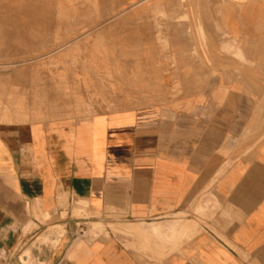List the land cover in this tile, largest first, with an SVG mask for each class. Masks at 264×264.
Segmentation results:
<instances>
[{
  "label": "crops",
  "instance_id": "0c3cea01",
  "mask_svg": "<svg viewBox=\"0 0 264 264\" xmlns=\"http://www.w3.org/2000/svg\"><path fill=\"white\" fill-rule=\"evenodd\" d=\"M7 1L0 264H264V0Z\"/></svg>",
  "mask_w": 264,
  "mask_h": 264
},
{
  "label": "rangeland",
  "instance_id": "374dc122",
  "mask_svg": "<svg viewBox=\"0 0 264 264\" xmlns=\"http://www.w3.org/2000/svg\"><path fill=\"white\" fill-rule=\"evenodd\" d=\"M31 1H33V0H31ZM5 3H6V5H8L7 0H0V6H3ZM74 213L76 215H79V216L84 215V213H81V210H78L76 208L74 209ZM62 216H66V213L65 212L62 213ZM47 217H49L48 213H46L44 215V218H47ZM105 217L109 218V217H117V216L113 213H108ZM106 223L104 222V224H103V223H97V222L96 223L95 222L94 223L89 222V223H86L85 225L87 227V232L89 234H91L93 236H98L100 234L105 233ZM48 230H49L48 235L47 236L45 235L42 238L41 237L38 238V241H41V242H48L49 241V239H48L49 232L51 233V231L54 230V227H51ZM30 248H31V245L28 242L19 244L16 248H14L12 250V255L15 258L16 262H19V263L22 262V264H33L34 261H33L32 254L30 252Z\"/></svg>",
  "mask_w": 264,
  "mask_h": 264
},
{
  "label": "bare ground",
  "instance_id": "6f19581e",
  "mask_svg": "<svg viewBox=\"0 0 264 264\" xmlns=\"http://www.w3.org/2000/svg\"><path fill=\"white\" fill-rule=\"evenodd\" d=\"M122 229H123V227H122ZM129 229H131V228H129ZM146 229V228H145ZM147 230V229H146ZM120 231H121V229H120ZM122 231H124V230H122ZM128 231H130V230H128ZM188 231V230H187ZM190 231V230H189ZM125 232H127V231H125ZM124 232V233H125ZM134 232V231H133ZM185 233H187V232H185ZM127 235V234H126ZM130 235V234H129ZM177 235V234H176ZM131 236V235H130ZM184 236V235H183Z\"/></svg>",
  "mask_w": 264,
  "mask_h": 264
},
{
  "label": "built area",
  "instance_id": "2783aa9c",
  "mask_svg": "<svg viewBox=\"0 0 264 264\" xmlns=\"http://www.w3.org/2000/svg\"><path fill=\"white\" fill-rule=\"evenodd\" d=\"M22 264V262H20Z\"/></svg>",
  "mask_w": 264,
  "mask_h": 264
}]
</instances>
